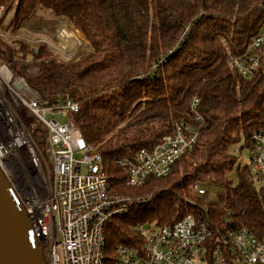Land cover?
Here are the masks:
<instances>
[{
  "label": "trees",
  "instance_id": "obj_1",
  "mask_svg": "<svg viewBox=\"0 0 264 264\" xmlns=\"http://www.w3.org/2000/svg\"><path fill=\"white\" fill-rule=\"evenodd\" d=\"M12 2L0 0L5 14ZM17 2L10 33L44 8L69 19L89 41L90 50L79 60L65 61L46 43L0 37V60L12 62L45 103L67 98L79 103L73 122L102 153L112 192L138 194L141 190L131 189L162 183L173 173L131 188L116 159L133 158L172 134L176 121H191V102L200 100L197 144L174 164V179L150 203L133 205L110 220L105 264L116 263L120 244L141 247L139 224L170 225L188 214L213 227L228 219L230 229L246 227L264 239V187L252 180L249 167L236 164L234 154L242 140V152L252 148L254 133L264 129V73L245 78L228 61L264 27V0ZM28 53L38 66L33 74L15 59ZM28 127L38 143L47 136V127L36 118ZM195 182L220 185L216 198L190 203Z\"/></svg>",
  "mask_w": 264,
  "mask_h": 264
},
{
  "label": "built area",
  "instance_id": "obj_2",
  "mask_svg": "<svg viewBox=\"0 0 264 264\" xmlns=\"http://www.w3.org/2000/svg\"><path fill=\"white\" fill-rule=\"evenodd\" d=\"M11 19L0 4V37L8 42L13 37L8 30ZM29 42H43L59 51L43 38ZM15 59L22 67L28 65L27 59ZM228 61L245 78L264 73V27L243 52L230 54ZM199 103L194 97L192 120L176 121L172 134L141 148L133 158L116 159L128 187L143 186L150 177L167 176L192 150L203 120ZM79 109L71 98L45 103L11 63H0V167L25 207L30 233L47 264H105L107 224L140 203V197L111 191L102 153L86 142L73 122L72 115ZM59 115L66 121H59ZM33 118L47 127L51 165L28 127ZM254 140L247 163L235 148L236 164L249 167L252 180L264 187V129L254 133ZM191 189L200 197L209 192L198 182ZM227 222L213 227L188 214L170 225L139 224L141 247L118 245L115 264H264V239L246 227L230 229Z\"/></svg>",
  "mask_w": 264,
  "mask_h": 264
},
{
  "label": "rangeland",
  "instance_id": "obj_3",
  "mask_svg": "<svg viewBox=\"0 0 264 264\" xmlns=\"http://www.w3.org/2000/svg\"><path fill=\"white\" fill-rule=\"evenodd\" d=\"M17 3H18L17 0H13V2L10 4V6L9 7L7 6L8 8H6V9H8L7 14L9 15V19H11V18L13 19L15 17L14 15H15ZM62 25H63V27H66L72 33V36L79 42L74 50L70 49L67 45H63L65 39L61 34H58L59 32L61 33L60 30L62 29ZM11 35H13V37H10V40L25 41L26 43H28L30 39H34V40H37L40 38L46 39L50 43H52L53 45L58 47V49H59L58 52L60 53L62 59L65 61H71L74 59L79 60L81 55L88 52L91 48L89 41L87 40L85 35L79 29H77L69 19H58V18H56V16L53 14L52 11L46 10L44 8H38L35 11V14L32 17V19H30V21L24 23L23 26L19 27L18 29H16L14 27V32H11ZM59 35H61V38ZM29 43H32L35 45L37 44V42H35V43L29 42ZM28 54H30L32 56L31 53H28ZM28 54L25 58V60L26 59L28 60V65L26 67H23V68H26L27 69L26 71L28 73L33 74L34 72H36L38 70L37 62L34 58H32L33 56L30 57V56H28ZM0 58H2V57H0ZM0 63H11V65L13 64L12 62H4L1 60H0ZM13 69L15 70L14 67H13ZM15 72H16V70H15ZM16 73H18V72H16ZM48 117H50V115H48ZM57 118L61 122L66 121L65 117H62L60 115L57 116ZM46 138H47V136H45V139H43V140L40 139L39 147L42 151V154H44V158L46 159V163L51 165V163L49 162V154L47 152V140H46ZM244 143H245L244 140L240 141L237 144V146H235V148H240V146L244 145ZM249 151H250V149L246 148L242 152V160L244 163L245 162L247 163L250 160ZM177 170H178V168L176 166L175 169L173 170V173L169 177H167L166 179L162 180V183H160V182H159V184L151 183L150 185H147V187L145 186L142 189H131V190H141V193L135 194L133 192L134 194H130V193H128V194L131 196H134V197H140V204L144 203L142 201H145L146 203H150L151 199L152 198L154 199L156 197V194L158 195L162 191V187H166V184L169 183L172 179H174L175 173ZM235 171H233L231 173V177L234 180H236V172ZM205 187L209 191L206 196L198 198L196 196V193L194 191H191V197H192L191 200L194 202H198V199H199L200 202H204V201H207L208 199H215L216 198V192L220 188V185L211 184V185H208Z\"/></svg>",
  "mask_w": 264,
  "mask_h": 264
},
{
  "label": "water",
  "instance_id": "obj_4",
  "mask_svg": "<svg viewBox=\"0 0 264 264\" xmlns=\"http://www.w3.org/2000/svg\"><path fill=\"white\" fill-rule=\"evenodd\" d=\"M25 207L0 167V264H47Z\"/></svg>",
  "mask_w": 264,
  "mask_h": 264
},
{
  "label": "bare ground",
  "instance_id": "obj_5",
  "mask_svg": "<svg viewBox=\"0 0 264 264\" xmlns=\"http://www.w3.org/2000/svg\"><path fill=\"white\" fill-rule=\"evenodd\" d=\"M60 31V34L65 39L63 45H67L70 49L74 50L79 42L72 36V33L66 27H63Z\"/></svg>",
  "mask_w": 264,
  "mask_h": 264
}]
</instances>
